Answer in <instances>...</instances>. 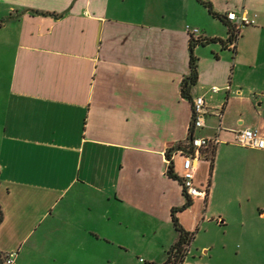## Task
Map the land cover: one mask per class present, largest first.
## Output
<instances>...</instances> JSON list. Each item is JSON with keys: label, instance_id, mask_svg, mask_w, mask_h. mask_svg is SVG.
<instances>
[{"label": "crops", "instance_id": "1", "mask_svg": "<svg viewBox=\"0 0 264 264\" xmlns=\"http://www.w3.org/2000/svg\"><path fill=\"white\" fill-rule=\"evenodd\" d=\"M207 1L254 22L235 44L196 45L191 100L182 93L191 70L187 26L229 37L199 0H0V231L14 207L11 222L24 230L16 264H31L33 246L53 264H88L96 240H111L110 225L174 226L173 208L187 195L179 173H168L167 152L193 133L219 142L196 175L208 198L176 213L184 228L194 232L206 212L225 224L231 205L249 218L250 202L264 220V150L236 142L241 128L264 134V0ZM200 95L209 113L192 129ZM178 238L175 228L165 247ZM192 241L182 264H194ZM202 249L208 255L213 246Z\"/></svg>", "mask_w": 264, "mask_h": 264}, {"label": "rangeland", "instance_id": "2", "mask_svg": "<svg viewBox=\"0 0 264 264\" xmlns=\"http://www.w3.org/2000/svg\"><path fill=\"white\" fill-rule=\"evenodd\" d=\"M4 194L7 190L3 188ZM8 198V197H6ZM13 198V199H12ZM10 197L12 206H15V196ZM248 202H243L246 204ZM255 203L250 202L246 207L254 214L256 209ZM227 220L222 224L219 218H214V213L206 212L205 219L196 226L195 238L191 243L190 252L187 255V261L194 264L211 263V264H264V220L250 213L249 218L241 219L236 216V209L231 205L223 207ZM219 207L213 209L217 211ZM15 208L12 207L11 215L5 226L0 231V245H14L13 249L7 252L17 251V257L22 249L21 241L24 236V230H18L12 224L16 220ZM253 211V212H252ZM218 219V220H217ZM113 224V223H111ZM111 240L100 238L96 240L92 249L88 251L90 262L88 264H154V262L163 263L167 258V251L172 244L166 248L170 241H173L175 228L159 227L153 224L150 228H145L138 223L134 224L131 230L118 226L108 227ZM33 231L27 243L24 245L28 248L33 245L39 235ZM30 234V235H31ZM128 243V246L122 244ZM203 245L213 246V249L206 255L202 249ZM5 247V246H4ZM48 247V246H42ZM31 254V264H53L47 257L43 259L38 253L35 246L28 249ZM45 254H51L47 249ZM225 255V256H224ZM34 256H37L34 258ZM68 257H73L72 261L77 259V255L71 252Z\"/></svg>", "mask_w": 264, "mask_h": 264}, {"label": "built area", "instance_id": "3", "mask_svg": "<svg viewBox=\"0 0 264 264\" xmlns=\"http://www.w3.org/2000/svg\"><path fill=\"white\" fill-rule=\"evenodd\" d=\"M227 18L234 22L240 30L247 24L253 23L246 13L238 15L235 11L228 12ZM191 36H199L200 30L197 27L187 26ZM236 40L231 43L235 44ZM220 88L212 87V91L216 92ZM209 113L206 105L205 96L200 95L193 102V119L192 129L200 128L206 124L205 115ZM221 114V112H220ZM219 142L218 137L196 136L194 133L191 136L186 147H178L167 155L169 166H172L174 172H178L182 180L184 191L191 199L201 197L207 199L209 196V186L199 185L196 182L197 170L201 159L208 157L207 150L216 146ZM236 142L244 147L257 148L264 150V134L258 128L245 127L236 132ZM17 251L8 252L3 264H16ZM2 264V263H0Z\"/></svg>", "mask_w": 264, "mask_h": 264}, {"label": "trees", "instance_id": "4", "mask_svg": "<svg viewBox=\"0 0 264 264\" xmlns=\"http://www.w3.org/2000/svg\"><path fill=\"white\" fill-rule=\"evenodd\" d=\"M199 1L208 8L210 13H212L215 17H218L219 19L224 21L226 25H228L229 37H228V40L224 41L221 38H216V37L208 38V37H204L203 35L202 36L201 35L191 36L190 45H189L190 46V69L191 70H190V74L185 77L183 81V86H182L183 95L187 98H190L191 100H192L191 89L197 83L198 78H199V70H198V59L199 58L195 54L196 45L198 44L205 45V44H210L214 42H220L223 45H228V43L231 44L237 39L238 33H239V29H237L236 24L227 18V14L225 16L224 14H221L215 11L210 1H207V0H199ZM186 146L187 144H179L177 147L182 148ZM172 150L173 149L171 148L167 152V155H170V152ZM215 150H216L215 146L207 150V152L210 151V153L208 154L212 156V160L214 159ZM168 173L171 177L178 179V176L174 172L172 166H169ZM192 203H193V200L187 196V200L182 206L173 208V211H172L173 218L172 219H173L174 227L179 233V238L174 244H172V246L167 251L168 256H167L166 261L163 263H155V264H182L184 262L185 256L188 252V246L190 242L192 241V239L194 238L195 232L186 230L184 226L180 223L179 217L176 215V213L177 211L187 209L188 207L192 205ZM7 254L8 252L0 250V263L3 264L5 262Z\"/></svg>", "mask_w": 264, "mask_h": 264}]
</instances>
